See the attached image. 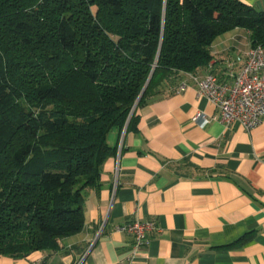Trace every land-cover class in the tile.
Listing matches in <instances>:
<instances>
[{
    "label": "trees",
    "instance_id": "1",
    "mask_svg": "<svg viewBox=\"0 0 264 264\" xmlns=\"http://www.w3.org/2000/svg\"><path fill=\"white\" fill-rule=\"evenodd\" d=\"M235 28L264 46V11L241 0H0V255L81 232L110 133Z\"/></svg>",
    "mask_w": 264,
    "mask_h": 264
},
{
    "label": "crops",
    "instance_id": "2",
    "mask_svg": "<svg viewBox=\"0 0 264 264\" xmlns=\"http://www.w3.org/2000/svg\"><path fill=\"white\" fill-rule=\"evenodd\" d=\"M241 1L264 11V0ZM251 47L244 28L218 35L197 74L232 83ZM198 111L219 115L184 74L139 109L132 128L110 133L116 153L85 197L83 230L56 251L0 255V264H264V118L251 131L218 118L202 128L192 121ZM136 220L158 227L138 253L117 229Z\"/></svg>",
    "mask_w": 264,
    "mask_h": 264
},
{
    "label": "built area",
    "instance_id": "3",
    "mask_svg": "<svg viewBox=\"0 0 264 264\" xmlns=\"http://www.w3.org/2000/svg\"><path fill=\"white\" fill-rule=\"evenodd\" d=\"M187 76L198 87L200 94L212 103L219 115L210 117L198 111L192 121L200 127H207L212 119L218 118L226 125L240 123L247 131L257 127L264 118V46L251 47L246 61L232 83L221 82L215 74L204 76L187 73ZM187 87L182 83L180 90ZM125 132V129L124 131ZM119 231L127 232L134 238L135 253L149 242L150 234L158 230L153 220H136L118 226ZM131 258L129 264H135Z\"/></svg>",
    "mask_w": 264,
    "mask_h": 264
},
{
    "label": "water",
    "instance_id": "4",
    "mask_svg": "<svg viewBox=\"0 0 264 264\" xmlns=\"http://www.w3.org/2000/svg\"><path fill=\"white\" fill-rule=\"evenodd\" d=\"M148 83H149V81H148ZM148 83H147V85H148ZM147 85H146V87H147ZM146 87L144 88V90H143L142 94L144 93V91H145ZM142 94H141V96H142Z\"/></svg>",
    "mask_w": 264,
    "mask_h": 264
}]
</instances>
